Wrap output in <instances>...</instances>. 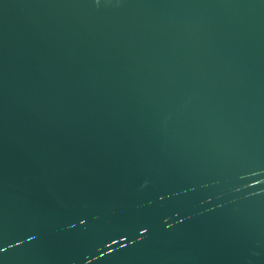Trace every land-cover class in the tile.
<instances>
[{
	"label": "water",
	"instance_id": "1",
	"mask_svg": "<svg viewBox=\"0 0 264 264\" xmlns=\"http://www.w3.org/2000/svg\"><path fill=\"white\" fill-rule=\"evenodd\" d=\"M0 264H264V0H0Z\"/></svg>",
	"mask_w": 264,
	"mask_h": 264
},
{
	"label": "snow or ice",
	"instance_id": "2",
	"mask_svg": "<svg viewBox=\"0 0 264 264\" xmlns=\"http://www.w3.org/2000/svg\"><path fill=\"white\" fill-rule=\"evenodd\" d=\"M0 251H3V249H0Z\"/></svg>",
	"mask_w": 264,
	"mask_h": 264
}]
</instances>
